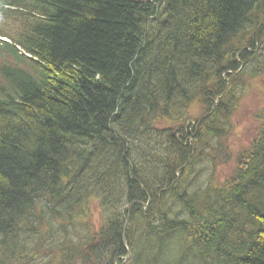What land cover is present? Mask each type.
Wrapping results in <instances>:
<instances>
[{
	"label": "trees",
	"instance_id": "obj_1",
	"mask_svg": "<svg viewBox=\"0 0 264 264\" xmlns=\"http://www.w3.org/2000/svg\"><path fill=\"white\" fill-rule=\"evenodd\" d=\"M29 3L30 32L0 51L28 67H0V242L94 196L107 224L62 264H122L134 227L137 264H264V108L231 177L210 178L242 73L264 66V0Z\"/></svg>",
	"mask_w": 264,
	"mask_h": 264
},
{
	"label": "rangeland",
	"instance_id": "obj_2",
	"mask_svg": "<svg viewBox=\"0 0 264 264\" xmlns=\"http://www.w3.org/2000/svg\"><path fill=\"white\" fill-rule=\"evenodd\" d=\"M2 2L3 0H1V4ZM1 20L2 17L0 16V21ZM261 20L262 16H259L256 19V23L259 24ZM4 60L5 56H3V61ZM1 62L0 60V63ZM12 64L13 62L9 60L8 65ZM243 69L244 66L241 67L237 74L242 73ZM246 69H248V67ZM246 69L245 71H247ZM260 77L261 78L254 80L245 75V73H242V78L247 81V87L239 90V101H234L233 103L235 109L230 113L228 120L231 124L229 126V131L225 134V141H223L226 152L223 154L221 161L217 163L215 167L210 168V178L213 180L214 186L223 185L224 182L231 177L234 170H236L237 155L246 149L248 144L252 142V138L256 133L258 126L257 112L264 108V66H262V75ZM228 93H231L230 88ZM154 125L155 127H161L162 123L160 121H155ZM197 175L198 173L193 178L195 179ZM119 196L121 197L122 194ZM97 204L101 205L97 198L93 196L89 198L88 203L83 206L81 211L68 210L65 212L61 210L59 213L52 214L50 217L56 218V223L55 220L51 219L47 220V222H40L29 229L26 227V230H33L34 233L28 235L29 237L26 236L23 238L22 242L18 244L6 238L4 242H0V261L3 260L4 264H52L53 255L55 254L53 246L64 248L63 251L58 253L57 264H62V262H60L61 257L68 253L71 247L72 250L79 255L82 239H89L94 233L99 234L107 224V220H101V213H105L106 208L99 205L96 207ZM40 210L41 207L39 208V205H36L31 212L34 213ZM71 219H73L72 223ZM48 221H52L53 223ZM18 223L19 222H17V224ZM20 224L22 226H27L26 218H23ZM124 224V231L126 233V229L132 227L128 226L127 220L124 221ZM192 225L189 227L191 228ZM136 229L138 232L139 227H134L133 230L131 229V234L128 237L132 238L131 246H134V248L131 249L123 242L125 254L119 258L122 264H137L135 262L136 258H139L142 254L141 246L143 243H141L142 239L139 237L138 233H136ZM64 234H67L69 239H67ZM28 239L35 245V249H33V247H24V243ZM123 241H127V238L124 237ZM44 244H48L50 248L43 249ZM17 245L24 247L30 254L23 252ZM76 248L78 250H76ZM33 250L36 252L33 253ZM152 252L153 251L147 252L146 257L149 258ZM29 257H31V260Z\"/></svg>",
	"mask_w": 264,
	"mask_h": 264
},
{
	"label": "bare ground",
	"instance_id": "obj_3",
	"mask_svg": "<svg viewBox=\"0 0 264 264\" xmlns=\"http://www.w3.org/2000/svg\"><path fill=\"white\" fill-rule=\"evenodd\" d=\"M52 185L53 184H50L49 187H48V190L46 191L45 193V189L41 188V190L34 196H32L29 200H28V203L30 204V206L32 205H39L40 207H45L47 204V202L52 198H48L50 196V192H52ZM27 188H30V181L27 183L26 185ZM45 197V198H44ZM43 198V199H42ZM46 199H49V200H46ZM46 200V201H45ZM51 201V200H50ZM49 204V203H48ZM60 212V211H59ZM47 220H51V218H46V221L44 220V222H47ZM50 223H53L52 221H48ZM22 239H21V242L23 240V238H25L27 235L22 232ZM29 237V236H28ZM5 238H8L10 240H12V237L10 235L8 236H4L2 237L1 239H5ZM18 246V245H17ZM23 252H25L26 254H30L29 251H27L24 247H28V248H32L35 249V245H33L32 241H30L29 239L25 241L24 243V247H21V246H18ZM47 248H50V246L48 244H44L43 245V249H47ZM36 252L33 250V253Z\"/></svg>",
	"mask_w": 264,
	"mask_h": 264
}]
</instances>
